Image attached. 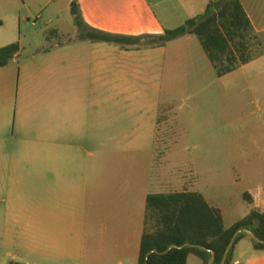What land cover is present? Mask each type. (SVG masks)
<instances>
[{
    "label": "rangeland",
    "instance_id": "1",
    "mask_svg": "<svg viewBox=\"0 0 264 264\" xmlns=\"http://www.w3.org/2000/svg\"><path fill=\"white\" fill-rule=\"evenodd\" d=\"M78 1L0 0V48L17 43L19 63L55 46L66 64L76 57L72 148L62 158L33 149L30 161L0 160V264H135L131 233L148 195L200 192L229 210L228 226L251 210L243 194L264 174V57L219 79L193 37L202 64H111L117 46L80 39L70 11ZM125 14L96 7L92 24ZM188 51L175 56L189 60ZM245 54L264 56V33L252 34ZM14 151L8 140L0 150Z\"/></svg>",
    "mask_w": 264,
    "mask_h": 264
},
{
    "label": "crops",
    "instance_id": "2",
    "mask_svg": "<svg viewBox=\"0 0 264 264\" xmlns=\"http://www.w3.org/2000/svg\"><path fill=\"white\" fill-rule=\"evenodd\" d=\"M209 2L210 0H79L77 9L84 27L89 30L114 36L142 38L162 36L166 30H173L183 25L187 20L202 15ZM240 2L251 21L254 32L256 34L264 33V8L255 6L253 0H240ZM96 7L101 11L103 9L105 14L118 11L126 12V14L125 17L120 15L116 21L106 20L103 25H100L101 27H94L92 21H95L94 10ZM193 37L195 36L186 35L166 43L163 47H144L140 43L129 47L110 44L117 48H111L112 51L107 60L111 64H202L204 58L200 50H198V56L201 63L192 57ZM199 46L201 47L200 43ZM55 49H58V46H55ZM55 49H45L38 54L40 60H37V56L33 55L26 63L17 61L20 57L19 51L8 66L0 68V119L5 121L4 129H6L4 132L0 130V150L6 140L16 150L14 153L3 154L0 152V160L18 157L25 162L27 159L30 161L33 149L53 152L57 158H62L66 146L72 148L65 142L66 101L76 102L74 89L76 79H74V73L70 67L71 64L76 66V57L68 59L71 64H66L65 56ZM179 50L181 52L189 50L190 59L187 60L179 55L175 56ZM204 55L208 60L205 53ZM262 57L264 56H260L252 62ZM228 75L221 78L216 75V77L222 79ZM67 84L71 86H67ZM75 107L76 104L73 105L71 112L75 110ZM9 116H11V126L7 130ZM258 164H260L259 161L256 165ZM256 172L259 175L260 169ZM260 177L257 184L250 186L244 193H248L252 197L253 204L249 205L251 209L264 211V174H261ZM182 192L192 191L183 190ZM209 196L213 197V195ZM205 200L210 205L206 198ZM210 206L219 210L225 225L229 210L220 207L217 202ZM237 222L225 226L230 227ZM141 224L140 228L131 233L136 258L135 264L138 263L141 239L146 230V214L144 218L142 217ZM193 257L196 256L188 257L187 264H196ZM199 261L198 264H202L200 259ZM233 264H264V251L255 250L249 237L243 238L234 248Z\"/></svg>",
    "mask_w": 264,
    "mask_h": 264
},
{
    "label": "trees",
    "instance_id": "3",
    "mask_svg": "<svg viewBox=\"0 0 264 264\" xmlns=\"http://www.w3.org/2000/svg\"><path fill=\"white\" fill-rule=\"evenodd\" d=\"M71 14L75 24L82 30L81 40L94 43L115 44L121 47L134 46L144 38L151 43L149 47H163L166 43L186 35H194L217 77L228 75L259 57L245 54L247 41L255 33L240 0H210L202 15L187 20L183 25L166 30L159 37H123L89 30L84 27L75 3H71ZM17 43L0 48V68L8 66L19 53ZM248 205L253 204L248 193L243 194ZM146 219L154 221V228L145 230L140 244L137 264H187L190 255H194L209 264H222L224 255L236 233L246 230L264 241V211L251 209L242 220L226 227L219 210L211 207L202 194L197 192H180L170 194H150L146 197ZM248 236L240 233L226 258L224 264H233V252L236 244ZM254 249L264 251V244L250 239ZM185 248H172L171 246ZM157 250L158 253H152Z\"/></svg>",
    "mask_w": 264,
    "mask_h": 264
},
{
    "label": "water",
    "instance_id": "4",
    "mask_svg": "<svg viewBox=\"0 0 264 264\" xmlns=\"http://www.w3.org/2000/svg\"><path fill=\"white\" fill-rule=\"evenodd\" d=\"M240 233H244V234H246L250 239L254 240L256 243L264 244V241L259 240V239H258L253 233H251V232H249V231H246V230H240L238 233H236V234L234 235V237H233V239H232V241H231V243H230V245H229V247H228V249H227V251H226V253H225V255H224V258H223V262H222V264L225 263L226 258H227L228 254H229V251H230V249H231V247H232V245H233V243H234L236 237H237ZM189 246H190L189 244L183 245V246H181V247H178V246H171L170 248H168V250H166V251H165L164 253H162V254L167 253V252H168L170 249H172V248H185V247H189ZM152 253H158V251H157V250H152V251H150V252L146 255V257H148V256H149L150 254H152ZM213 261H214V254L212 253V259H211V261H210L209 264H212ZM144 264H147V260L145 261Z\"/></svg>",
    "mask_w": 264,
    "mask_h": 264
}]
</instances>
